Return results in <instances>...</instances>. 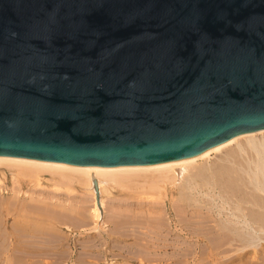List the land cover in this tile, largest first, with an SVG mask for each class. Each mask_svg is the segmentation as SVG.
Masks as SVG:
<instances>
[{"label": "water", "instance_id": "95a60500", "mask_svg": "<svg viewBox=\"0 0 264 264\" xmlns=\"http://www.w3.org/2000/svg\"><path fill=\"white\" fill-rule=\"evenodd\" d=\"M261 129L264 0H0V153L154 165Z\"/></svg>", "mask_w": 264, "mask_h": 264}, {"label": "bare ground", "instance_id": "6f19581e", "mask_svg": "<svg viewBox=\"0 0 264 264\" xmlns=\"http://www.w3.org/2000/svg\"><path fill=\"white\" fill-rule=\"evenodd\" d=\"M260 134H264V129L240 134V135L234 137L229 143H227L221 147H218L216 149L210 150L206 154H204L202 157L197 158V159L177 160V161L165 162V163L154 164V165L119 166V167L81 166V165H69V164H61V163H52V162H47V161L33 160V159L21 158V157H17V156H12V155H8V154L0 153V167H4L6 169H10L11 171H18V172H22V173L23 172H27V173L28 172H30V173H32V172H35V173L49 172L52 174V176H57L59 179L61 178L63 180V182L66 181L67 183H76V181H77V183H78V181H79V183H80V181H81V182L86 183L89 187V190L92 193V196L94 197V202H95V205H94L95 207L93 210H91V215L94 219H97V221L101 217V213L99 210V199L101 198V195L103 194L106 182L111 181V183H113L114 185L115 184L120 185L123 183L125 184L131 180L134 181V180L138 179L137 182H139V179H141L140 181H142V179H143L145 182H148L149 185L146 184V187L148 185V188L150 189L151 192L154 191L151 189L159 188L161 185H163L164 189L167 192L166 195L168 196L170 204L174 205L175 207L178 203L182 204L185 213L190 217L189 218V222H190L189 227H190V229H191V227H193L194 229L192 230L191 233H187V234L184 233L187 230V228H184V227H181L180 229H178V232H177V230L174 231L171 229L170 232H167L168 236L164 240H160L161 239L160 237L162 236V233H161L158 236V238H160L158 241H155V239H148L147 238V240H146L147 243L145 242L146 244L144 243L145 244L144 245L142 241H144L145 238L141 239L143 237H138V235H141V234L137 233L138 230L140 229L139 226H141V224H143V223H141L139 226L137 224H135L139 227V229L136 232V229L134 228V230L136 232L134 236H136L138 234L137 237L139 239L137 238L138 239V242H137V239L135 237L136 242L134 241L132 246L138 244L140 246H138V245H136V246L141 248V244H143L144 248H142V249H145V247H148L149 244H153L154 248H155L156 258H154L153 257L154 255H151V253H149L148 251L142 250L143 252H141V249H140L138 251L141 252V257H142V253L145 252V253H147V256L149 254L150 256L153 257L151 259L159 261V263L165 262L167 264H180V261L183 262V260H181L180 257H178V254L176 255L177 249L180 248L181 251H182V249H187V250H185L186 252L190 251L189 255L190 254L192 255L193 261H189L188 264H195L196 261H197V264H204L205 263L204 260L208 261V264H210V263H213V264H264V242H262V241H264V136L258 137V135H260ZM242 139H244V141H241ZM234 143H237L236 148L227 149L226 152L223 153L221 158H219V160L214 161V162H212L211 160L208 161L209 157H211V154L222 152V151H224L225 148H228L229 146H231ZM202 160H205V161L200 163V161H202ZM95 180L98 181L99 192H97V189L95 187V184H94ZM134 182H136V181H134ZM143 184H145V183H143ZM142 186H140V187H142ZM145 188H144V190H145ZM149 189H147V190H149ZM14 190H16V189H14ZM14 190H12L13 193H10V191L8 193L4 192V191L1 192L2 190L0 191V231L4 233L3 235H5V237H3V239L7 238L8 234H9L8 229H10V228H12V231L15 234V231L18 230L17 225L20 223V221L17 219L19 223L16 225V220L14 218L12 223L10 224L11 219H9L10 215L15 217V212L17 211V207H18L17 201H18V199H20V192L21 191H19V190L14 191ZM158 190H160V189H158ZM155 191H156V189H155ZM141 192H145V191H141ZM138 193L140 195L139 190H138ZM148 193H150V192H148ZM153 194H155V193H153ZM57 195H58L57 193H55L53 195V197L51 198V204L50 205H49V201H48V205H49V207H51V210H49L50 208L47 206V204L44 205L45 207L43 206L44 207L43 210L47 206L49 209L48 208H46V209H48L49 211L44 213V214L48 213L47 216L44 214H42V215H43V217L44 216H46V218L48 217L47 219H49V215H50V216H52L53 222L55 224L56 223L60 224V223H62V221H61L62 218L60 220H59V218L63 217V215L60 216L61 213L62 212L64 213L65 209H66V212H68L70 210L73 213L74 211H72V210H75V208L72 210H71V207H73V206H71L69 210H67V208H65V207L63 208V206H61V204L58 202L59 198L57 197ZM142 195H144V194L142 193ZM122 200H124V199H122ZM156 200H157V198H156ZM162 200H163V202L160 201L161 203H159V205L161 206L160 210H162V212L163 211L166 212V214H167V213H169L168 212V204L169 203L165 199H162ZM34 201H36V200H34ZM153 201H155V200H153ZM38 202H40V201H38ZM29 203H30L29 208H34L35 205L33 204L32 199ZM147 203L148 202H146V203L139 202L138 200L137 201H126V205L130 206V207H128V209H123V210L119 211V213H123V215H124V213H127V214L128 213L129 214L136 213V214H139V216L141 213L153 214L155 212L154 206L152 204H147ZM65 204H67V203L65 202ZM40 207H42V206H40ZM82 208L84 209V207H82ZM85 209H86V206H85ZM50 211H51V213H50ZM84 211L85 210H83V213H84ZM71 212H69L70 215H71ZM75 213H76V211H75ZM80 213H82V212H79V214ZM115 213H114V218L115 217L118 218L120 215L122 216V214L119 215V213L116 214L119 216H116ZM177 213H180V212L178 211V212H176V214ZM27 214L29 215L28 212H27ZM27 214H25V216ZM39 214H41L40 210H39ZM69 214L66 213L65 215L68 216ZM136 214H134V215H136ZM25 216L23 218H25ZM37 216H38V213H37ZM37 216H36V218H37ZM72 216H74V215H72ZM43 217H42V219H43ZM126 217H128L127 219H129L128 215H126L125 218ZM142 217L144 218V214ZM151 217H150V220H151ZM176 217H177V215H176ZM23 218L21 220H23ZM145 218H144V220H145ZM28 219H30V216ZM32 219L35 220V215L33 216ZM134 219H135V217H134ZM65 220L68 221L67 219H65ZM120 220H121V217H120V219L118 218V221H120ZM139 220H141L140 217H139L138 221ZM66 221H64V222H66ZM126 221H128V220H126ZM129 221H130V219H129ZM148 221H149V219H148ZM154 221H156V220H154ZM122 222H121V224H122ZM136 222H137V220H136ZM156 222H158V221H156ZM182 222H183V220H182ZM133 223H132V225H133ZM149 223L150 224H148V226H150V227H151V224L152 225L154 224L151 221ZM21 224H19V225H21ZM119 224H120V222H119ZM26 225H28V223ZM31 225H33V224L31 223ZM117 225H118V223H117ZM120 225H118V228L121 229L120 230V232H121L124 225L123 226L122 225L120 226ZM126 225L128 226L129 223H127ZM132 225H129L126 229L128 230V228ZM142 226H141V229L143 227H145V228L147 227V226H143V227ZM30 227L31 226H29V228ZM36 227H35V229H36ZM125 227L126 226H124L123 229H125ZM22 228H23V226L21 227V229ZM130 228L133 229V227H130ZM145 228H143V229H145ZM25 229H26V227H25ZM25 229L23 228L22 230L25 231ZM54 230H55V228H54ZM54 230H52L51 232L54 233ZM156 230H157V227H156ZM48 231H50V229ZM163 231H164V228H163ZM17 232L19 233V230ZM26 232H27V230H26ZM39 232H40V230H39ZM142 232H143V234H145L144 231H142ZM173 232H175L178 236L183 237L184 238L183 242L179 239H171L173 234H174ZM34 233L37 234L38 232L35 231ZM40 233H42V232H40ZM57 233H56V235H57ZM118 233L119 232H117L116 234L118 235ZM121 233L123 234V232H121ZM126 233H128V232L126 231ZM153 233H154V231H153ZM20 234L22 235L21 232H20ZM129 234L130 235H126V236H128V237L131 236V231ZM54 235L55 234H52V237L55 238L56 241H58L57 239L60 236L58 235L59 237H57L56 235L55 236ZM27 236H28V234H27ZM23 237H25V236L22 235V238ZM56 237H57V239H56ZM31 238L27 242L25 241L28 246L26 244H24L25 243V242H23L24 240L22 241V239H20L23 242L24 246L27 247V249H25V248L22 249V251H21V253L23 252L22 255L19 252L16 253L15 252L16 250H15L14 253L16 254V256H17V254H19V255H21L22 258H24L23 256H25V257H28L29 259H32V260L37 258L35 252H33V250H32L33 249L32 244H34V241L31 240ZM42 238H44V237H42ZM39 239H40V237H39ZM39 239H38V241H40ZM190 239L192 241H190ZM45 240L49 241L50 239L47 238ZM21 241H19V242H21ZM41 241H42V239H41ZM60 241H61V239H60ZM139 242H142V243L140 244ZM47 243L48 242L46 241V244ZM39 244L41 246L43 244V242H42V244H41V242ZM62 244H63V242L61 244H57V246H60ZM114 245H115V243H114ZM114 245H112V246L114 247ZM0 246H2V245L0 244ZM17 246L19 247V245H17ZM6 248H7V252H8L9 247H6ZM42 248L45 249V247H42ZM46 248L48 251L49 247H46ZM18 249H20V247ZM118 249L121 250L120 247ZM136 249H135V253L136 252L138 253V251H136ZM146 249L151 250L150 248H146ZM64 250L62 248L63 252H65ZM37 251L39 252L40 250H37ZM4 252H6V251H4ZM61 252H60V254L63 253V252L62 253ZM197 252H198V254L201 252L202 253L206 252V254H204L205 255L204 257L203 256L197 257V255H196ZM56 253H58V252H56ZM133 253L131 252V254H133ZM137 253L135 255H137ZM62 255H64V254H62ZM119 255L121 256L120 253H119ZM139 255L140 254H138L137 256H139ZM182 255H181V257H182V259H184ZM59 256H61V255H59ZM143 256H144V254H143ZM19 258H20V256H19ZM81 258H83V257H81ZM96 258L99 259L98 257H96ZM121 258L124 259V257H121ZM145 258H147V257H145ZM178 258L180 260L179 262H178ZM199 258H200V260H199ZM131 259H133V258H131ZM147 259H149V256ZM147 259L145 261L150 262L151 259H149L148 261H147ZM134 260H135V258H134ZM153 260H151L152 261L151 263L154 262ZM17 262L18 261L16 260L15 263H17ZM20 262L22 263L23 261H20ZM25 263L29 264L27 261ZM52 264H59V262L58 261L52 262ZM74 264H76V263H74ZM77 264H91V263H89L88 261L87 262L83 261V262H78ZM114 264H117V263H114Z\"/></svg>", "mask_w": 264, "mask_h": 264}, {"label": "rangeland", "instance_id": "374dc122", "mask_svg": "<svg viewBox=\"0 0 264 264\" xmlns=\"http://www.w3.org/2000/svg\"><path fill=\"white\" fill-rule=\"evenodd\" d=\"M263 136H264V134L258 135V137H263ZM241 141H244V139H242ZM236 144L237 143L232 144L233 146L231 145L228 148H225L224 151H222V152L211 154V157H209L208 161L211 160L212 162H214V161L219 160V158H221V156L223 155V153L226 152L227 149L236 148V146H237ZM204 161L205 160H202V161H200V163H202ZM9 170L10 169L0 167V191L2 190L1 192L4 191L7 193L9 191H10V193H13L12 190H14V189L21 191L20 192V199H18V201H17L18 207H17V211L15 212V217L10 215L9 219H11V222H10V224H11L13 219L15 218L16 225L19 223L18 222V220H19L20 221L19 224L22 223L21 225L23 226L24 229L26 227V229H25V231H23L22 230L23 228L21 229L22 226L19 224L17 225L19 233L17 232L18 230H16L15 234H14V232L12 231V228L8 229L9 234L6 238L7 240L5 238L3 239V237H5V235H3L4 233L0 231V244L2 245V246H0L1 247L0 248V250H1L0 251V264H19V263L20 264H22V263L26 264L25 263L26 261L29 264H32V263L33 264L34 263L35 264H52V262H56V261H58L59 264H74V263L77 264L78 262H83V261H86V262L88 261L91 264H93V263L94 264H114V263H117V264L118 263L119 264H137V263L138 264H150L152 262L151 260H153L151 258H153V257L156 258V256H155V248H154L153 244H149L150 247L148 246V247H145V249H142V248H144V245L147 243V241H146L147 238L148 239H155V241H158L160 238H161L160 240H164L168 236L167 232H170L171 229L174 231L177 230V232H178V229H180L181 227L187 228V230L184 232L185 234L191 233L192 230L194 229L193 227H191V229L189 227L190 226V222H189L190 217L185 213L182 204L178 203L176 205V207L174 205L170 204L168 196L166 195L167 192L164 189L163 185H161L159 188L151 189V190H154L152 192L155 194H153L150 191V189L148 188V185H149L148 182H145L143 179H142V181H140L141 179H139V182H137L138 179L134 180L136 182L131 180L125 184L124 183L120 184L121 186L116 185V184L114 185L113 183H111V181L106 182L103 194L101 195V198L99 199V210L101 213V217L97 221V219H94L91 215V210L94 209L95 202H94V197L92 196V193L89 190V187L86 183L81 182V181H80V183H79V181H78V183H77V181H76V183H67L66 181L63 182V180L61 178L59 179L57 176H52V174L49 172H45V173L44 172H41V173L40 172L39 173L23 172L22 173V172H18V171H11V170L9 171ZM143 183H145V184H143ZM146 184H148L147 187H146ZM140 186H142V187H140ZM144 188H145V190H144ZM147 189H149V190H147ZM155 189H156V191H155ZM158 189H160V190H158ZM16 190H14V191H16ZM138 190L140 192V195L138 193ZM141 191H145L146 193L141 192ZM148 192H150V193H148ZM55 193L58 194L57 195V197L59 198L58 202L61 204V206H63V208L65 207V208H67V210H69L71 206H73V207H71V210L75 208V210H72V211H74L73 213L70 210L68 212H66V209H65L64 213L69 214V212H71V215L69 214L70 216L69 215L66 216L63 212L61 213L60 216L63 215V217L59 218V220L62 218V220H61L62 223H60V224H58V223L55 224L53 222L52 216H50V215H49V219H47L48 217L46 218V216L48 213L44 214L47 211L51 210V207H49V205L51 204V198L53 197V195ZM142 193L144 195H142ZM156 198H157V200H156ZM31 199L33 201V204L35 205L34 208H29V205H30L29 202L31 201ZM33 199L36 200L37 202L34 201ZM122 199H124V200H122ZM162 199H165L169 203L168 204V212L169 213H167V214H166V212H164V211L162 212V210H160L161 206L159 205V203H161L160 201L163 202ZM137 200L139 202H144V203L148 202L147 204H152L155 208V210H154L155 212L153 214L141 213L140 216H139V214H136V213H134L136 215H134L132 213H131L132 215L129 213L128 214L124 213V215H123V213H119V211H121L123 209H128V207H130V206L126 205V201H137ZM153 200H155V201H153ZM38 201H40V202H38ZM48 201H49V205H48ZM65 202L67 204H65ZM45 204H47V206L50 208L49 209L46 206V208H48L49 210L46 208L43 210V208L45 207L44 206ZM40 206H42V207H40ZM85 206H86V209H85ZM82 207H84V209ZM39 210H40L41 214H39ZM83 210H85L84 213H83ZM75 211H76V213H75ZM178 211L180 213L176 214V212H178ZM27 212L29 213V215L27 214ZM36 212L38 213V216H37ZM79 212H82V213L79 214ZM50 213H51V211H50ZM114 213H115V215L118 213H119V215L122 214L123 217L121 215L120 216L116 215V216H119L118 217L119 219L121 217L120 221H118V218H116V217L114 218ZM25 214H27V215L25 216ZM42 214L46 215V216H44L45 218L43 217ZM143 214H144V218L146 217L145 220L142 217ZM34 215H35V220L32 219ZM72 215H74V216H72ZM126 215L129 216L130 221H129V219H127L128 217L125 218ZM176 215H177V217H176ZM24 216H25V218H23ZM29 216H30V219H28ZM36 216H37V218H36ZM42 217H43V219H42ZM134 217H135V219H134ZM139 217L141 220L138 221ZM150 217H151V220H150ZM22 218H23V220H21ZM65 219H67L68 221H66ZM148 219H149V221H148ZM114 220L118 223V225H120L121 222L124 220L121 224L122 226L123 225L126 226L125 229H123L124 226L122 228L121 232H123V234L120 232L121 229L118 228V225ZM126 220H128V221H126ZM136 220H137V222H136ZM154 220H156L158 222H156ZM182 220H183V222H182ZM64 221H66V222H64ZM150 221L152 223H154L153 225L151 224L152 228L150 226H148V224H150L149 223ZM119 222H120V224H119ZM126 222L129 223V225H132V223L134 222L133 223L134 226L133 225L130 226V227H133V229L129 227L128 228L129 231H128L126 228L129 225L127 226ZM27 223H28V225H26ZM31 223L33 225H31ZM141 223H143L144 225ZM135 224H137L138 226L140 224H141V226L142 225L147 226L146 228L142 226L146 230L143 228L141 229V226H139L140 227V229H139V227ZM29 226H31V227L29 228ZM155 226L157 227V230H156ZM35 227L37 230L35 229ZM54 228H55V230H54ZM134 228L136 229V232L139 229L137 233L141 234V235L137 234L138 237H143L141 239L145 238V240L142 241L143 244L146 242L144 245L141 244L142 242H139L141 244V248L138 247V246H140L138 244H136L138 246H136V245L132 246V244L135 241V237H136V239L138 238L137 235L134 236L136 233ZM163 228H164V231H163ZM49 229H50V231H48ZM26 230H27V232H26ZM39 230L42 233H40ZM52 230H54V233L51 232ZM35 231H37L39 234L34 233ZM126 231L128 233H126ZM130 231H131V236H129L130 237L129 238L126 235H130L129 234ZM142 231H144V233L147 236L145 234H143ZM153 231L155 234L153 233ZM20 232L26 238L25 237L22 238V235L20 234ZM55 232L56 233L58 232L57 235ZM117 232H119L118 235L116 234ZM161 233H162L163 237L161 236L160 238H158V236ZM173 233L174 234H173L171 239H179L183 242V240H184L183 237L178 236L175 232H173ZM27 234H28V236H27ZM52 234H55L57 237L60 236L61 238L60 237L59 238L61 239V241L59 238L57 239V237H56V239L59 242L56 241L55 238L52 237ZM41 236L44 237L45 239L48 238L50 240L49 241L45 240ZM39 237H40V239H39ZM30 238H31V240L34 241V244H32V247H33L32 250H33V252H35V254L37 256V258H35L33 260L29 259L28 257H25V256H23L24 258L21 257V255L23 253V252L21 253L22 249H24V248L27 249V247L24 246V244L27 245L26 242ZM20 239H22V241L24 240L23 242H25V241L26 242L23 244V242ZM38 239L40 241H38ZM41 239H42V241H41ZM138 239H137V242H138ZM19 241H21V242H19ZM46 241L48 242L47 244H46ZM190 241H192V240L190 239ZM40 242H41V244L43 242V244L41 246L39 244ZM62 242H63L62 245L57 246V244H61ZM262 242H264V241H262ZM114 243H115V245H114ZM15 245L16 246L19 245L20 249H18L19 247L17 246L18 247L17 248ZM112 245H114V247ZM118 246L121 248V250L118 249L119 248ZM6 247H9L8 252H7ZM42 247H45V249H43ZM46 247H49L48 251H47ZM62 248H63V250L65 249L64 251L66 253L62 251ZM146 248H150L151 250L146 249ZM135 249H136V251L141 249V252H143L142 250L148 251L149 253H151V255H154V256L152 257L148 254L149 259H151L149 262L148 261L149 259H147L148 258L147 253H145V252L142 253V257H141V252L138 251V253L137 252L136 253H137V255L138 254H140V255L137 256V255H135L136 254ZM37 250H40V251L38 252ZM185 250H187V249H182V251H181L180 248H178L176 251V255L178 254V257H180V259L183 260V262H182L178 258V262L180 261V264H188L189 261H193L192 255L191 254L189 255L190 251L186 252ZM4 251H6V252H4ZM14 251L16 253H18V252L21 253V255L17 254V256L18 255L20 256V258H19V256L18 257L16 256ZM130 251L132 253L134 252L135 254L134 253L131 254ZM56 252H58V253H56ZM60 252L64 255L60 254ZM119 253L121 254V256L119 255ZM143 254H144V256L146 255L145 257H147V258H145L143 256ZM180 254L181 255L183 254L182 256L184 259H182ZM204 254H206V252L205 253L201 252L199 254L197 252L196 255H197V257H202V256L204 257L205 256ZM59 255H61L62 257ZM81 257H83V258H81ZM96 257H98L100 260L97 259ZM121 257H124V259ZM131 258H133V259H131ZM134 258H135V260H134ZM146 259L149 263L145 261ZM16 260L18 261L17 263H15ZM199 260H200V258H199ZM20 261H23V262L21 263ZM153 261L154 262L151 264H167L165 262L159 263V261H156V260H153ZM204 261H205L204 264H208V261H206V260H204ZM195 264H197V261L195 262ZM210 264H213V263H210Z\"/></svg>", "mask_w": 264, "mask_h": 264}]
</instances>
